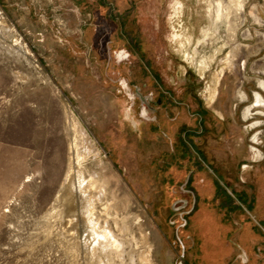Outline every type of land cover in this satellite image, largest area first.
Segmentation results:
<instances>
[{
  "label": "rangeland",
  "instance_id": "1",
  "mask_svg": "<svg viewBox=\"0 0 264 264\" xmlns=\"http://www.w3.org/2000/svg\"><path fill=\"white\" fill-rule=\"evenodd\" d=\"M244 2L237 29L203 38L206 0H0V264H97L55 210L74 130L119 206L105 264H264V0Z\"/></svg>",
  "mask_w": 264,
  "mask_h": 264
},
{
  "label": "bare ground",
  "instance_id": "2",
  "mask_svg": "<svg viewBox=\"0 0 264 264\" xmlns=\"http://www.w3.org/2000/svg\"><path fill=\"white\" fill-rule=\"evenodd\" d=\"M244 3V0H206L207 9L205 11V14L207 16V19H209L210 28L203 31V38H206L208 36V33L212 32V30L214 32L217 31L218 22L225 24L227 30L230 32H233L235 29H237L242 24V22H244ZM259 12L261 11H259V9L254 6L250 10V15L253 16L257 22L261 23L262 18ZM262 36L264 37V35ZM243 37L249 39L250 37H252V33H250L249 31H245ZM188 42V38L185 41L184 39L178 40V46L180 47L181 51L184 52L186 56H184V59L186 58V60H188L190 56L188 52L184 51L186 50V43L188 44ZM232 57H228L227 64L215 74L213 80L214 85L217 84L223 70L226 67H229V61L232 59ZM212 59L213 57L209 58V60L211 61ZM209 60H202L199 63L198 73L200 75H203V73L205 72ZM259 86L264 89V82L259 81ZM215 90V87L212 89L209 88L207 100L214 98ZM237 94L238 97L243 100L244 94L241 92V90H237ZM254 101L255 104L253 105V107L255 108L264 106V99L259 93H255ZM248 114H250L249 108L246 109L245 116H247ZM78 133V131L74 130V156L69 165L64 185L61 187L56 197L55 206L58 207H55V210L59 208L61 213L64 214L65 217H68V222L65 223V225L68 224L66 230H68L69 228V231H71L73 234L77 231L78 223L81 222L82 230L84 233L82 245L92 259L95 258V260H98L97 264H105L102 261L101 255L107 253L108 250H117L121 246L123 247V245L121 240H119L118 235L115 234L114 231H112L106 224H104V226L101 225L100 219L103 215H106L110 212H114L115 215H117L119 206L117 205L115 200L108 197L105 189L107 182L101 181L97 173H90L87 171L86 167H84L83 162L86 161V159L92 156L94 153L86 148L85 135L82 134L81 137L80 135H78ZM97 192L99 193L98 195L96 194ZM76 197L79 198V213L78 208L75 204ZM104 197L105 200L103 199ZM100 199L104 200L105 204L98 211V209H96L95 207V203L97 201L100 202ZM78 214H80V221L78 218ZM97 214H101V216ZM127 229V225H124L122 228L124 232ZM72 238L74 237L72 236ZM74 239L77 240V238ZM143 264H153V262L150 261L149 258H145Z\"/></svg>",
  "mask_w": 264,
  "mask_h": 264
},
{
  "label": "flooded vegetation",
  "instance_id": "3",
  "mask_svg": "<svg viewBox=\"0 0 264 264\" xmlns=\"http://www.w3.org/2000/svg\"><path fill=\"white\" fill-rule=\"evenodd\" d=\"M122 86H123V89H128V85L124 81L122 82ZM131 98H132V95H131ZM144 114L145 112L142 113V116ZM127 117L128 119H130V113H127ZM197 224H198L200 233L206 238L208 243L214 246V249L210 252V254L208 253L207 254L211 256V255L221 254L222 252H224L225 248L223 247V245L222 244L221 245L219 244L220 246L218 245L219 241L216 238L218 234H217L215 223L212 217L208 213L201 211Z\"/></svg>",
  "mask_w": 264,
  "mask_h": 264
}]
</instances>
